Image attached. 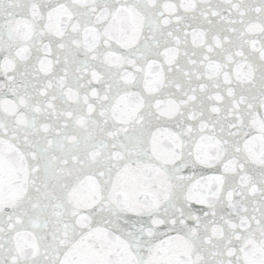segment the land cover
Listing matches in <instances>:
<instances>
[{
  "label": "snow or ice",
  "instance_id": "snow-or-ice-1",
  "mask_svg": "<svg viewBox=\"0 0 264 264\" xmlns=\"http://www.w3.org/2000/svg\"><path fill=\"white\" fill-rule=\"evenodd\" d=\"M0 264H264V0H0Z\"/></svg>",
  "mask_w": 264,
  "mask_h": 264
}]
</instances>
